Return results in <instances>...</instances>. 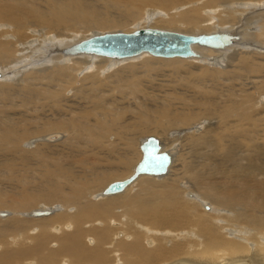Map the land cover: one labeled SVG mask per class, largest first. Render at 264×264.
<instances>
[{"label":"bare ground","instance_id":"1","mask_svg":"<svg viewBox=\"0 0 264 264\" xmlns=\"http://www.w3.org/2000/svg\"><path fill=\"white\" fill-rule=\"evenodd\" d=\"M150 6L170 14V22H162L175 26L171 32L223 33L232 43L222 49L192 45V58L141 53L125 59L68 53L85 39L60 44L70 28L126 26ZM0 22L14 27L0 23V183L21 184L14 193L0 190V206L27 210L50 195L62 200V207L0 211V264H264V117L260 124L261 112L250 108L251 90L264 95V0H0ZM202 24L229 26L201 33ZM137 57L141 62L123 78L111 81L125 66L100 81L102 71ZM222 62L233 70L213 68ZM187 66L196 71H184ZM164 68L180 76V87L158 88ZM84 70L89 72L77 86L75 74ZM218 89L224 93L215 97ZM177 92L199 100L198 107L190 110ZM222 97L226 104L218 107L215 98ZM30 111L37 117L26 115ZM214 114L223 127L191 136L190 157L183 159L188 162L174 172V134ZM47 118L56 120L39 128L18 126ZM148 126L161 130L162 141L129 138L130 132H149ZM41 132H63L54 133L63 141L69 135L67 153L45 160L27 152L21 142ZM148 137L170 155L167 172L139 175L117 194L104 195L105 186L91 196L117 175L129 172L123 181L133 174L138 163L127 170L131 150L137 146L141 159L139 147ZM32 164L37 176L30 179L22 172ZM45 181L52 184L42 194L31 192L39 191L31 188L35 182Z\"/></svg>","mask_w":264,"mask_h":264},{"label":"rangeland","instance_id":"2","mask_svg":"<svg viewBox=\"0 0 264 264\" xmlns=\"http://www.w3.org/2000/svg\"><path fill=\"white\" fill-rule=\"evenodd\" d=\"M42 6L44 8L46 6V4L43 3ZM155 8H158V9H155ZM153 9H155L157 11L156 12H153V14H151L150 16H147L146 11L147 10L153 11ZM173 12H174V14H179L181 11H177V10H174L173 9ZM167 14L170 16V14L168 12H166L161 7H152V6H150V7H145L144 8V11L142 13H140L139 17L135 18L131 22L128 21L126 23V26H117V27H110V28H93V27L92 28H84V27H82V28H70V30L68 31V33H70V34L68 36H66L65 39H73V38H75V39L72 40V41L63 39V40L60 41V44H68V43H71L72 44V42L81 41L83 39L88 38L89 36L92 37L93 34H103V33H106V32H125V33H129V32H132V31H134L136 29L148 28L149 26H151V28L152 27L153 28H160V29H163L164 28V30L170 31L172 28H175V26L173 24H168V23H163L162 22V21H168L169 16L168 17L165 16ZM161 15H163V16H161ZM147 17H150L154 22L151 21V20H149V19H146ZM144 19H145V21H144ZM168 22H170V21H168ZM0 23H2L3 25L7 26L8 28H14L13 25L10 24V23H7V22H0ZM154 23L157 24V25H154ZM206 25H208V24H202L201 25L202 26V29H200L201 30V33H212V32H215V31H220V29L229 26V25H225V26H221V25L206 26ZM203 26H206V27H203ZM44 29L48 33H54V32H50L46 28H44ZM38 30H40V29H38ZM175 32H177V31H175ZM179 33L185 34V32H183V31H181ZM191 34H193V33H191ZM220 52H222V51H220ZM82 57H88V58H92V59H96V60L105 59V58H97V57H89V56H82ZM82 57H78V58H82ZM140 57H137L139 59L134 58L135 61L134 60H130V61L121 60L122 62H120V63H123V64L118 65V66L112 68L109 71L108 70L107 71H102L101 74H100V76H99L100 81L102 79H105V76H106L107 73L113 71L114 69H116L118 67L121 68V67L125 66L123 69L117 70L115 72V74L113 75L111 81L113 82L114 78H123V74L125 72H127L130 67L136 66V64H138V63L141 62L140 60H142V59H140ZM259 58H261V57H259ZM263 58H264V56H263ZM75 59H77V58H75ZM107 60H111V59H107ZM112 61H115V60H112ZM194 61L197 62L198 60H194ZM88 62L90 63L91 61H88ZM209 62L210 63H213L214 61H209ZM255 63L258 64L257 62H255ZM73 64H75V62L70 63L69 66L70 65H73ZM226 64H227L226 62H222V66L221 67H218L219 65L218 66H214V67H213V65H209V67L219 68V70L221 69L224 72H228V71L231 72L233 70V67L230 66V65H228V64H227L228 65V67H227ZM126 65H128V66H126ZM195 68L196 67H193V66L192 67H188L187 66V67L183 68V70L184 71H193V72H195L196 71ZM92 70L96 71V67L93 66V69ZM87 72H89V71L88 70H84V73H81L80 75L75 74L77 76V82H76V85L77 86H80L81 85L80 82L82 80V75L85 74V73H87ZM102 73H104V74H102ZM30 74H32V72H29L27 74V76H29ZM163 74H164V78H159V80L162 82V84L158 87L159 89H161L162 91H166V90H168V89H170L172 87H180L181 86L180 76L173 75L168 68H164V73ZM9 84H11V83H9ZM220 84H221L220 87L223 88V85L224 84L223 83H220ZM226 84H230V83H226ZM69 89H71V88H67V89H65V90L62 91L63 96L66 94V92ZM251 92H254L252 94L251 100H250V108H251V111L254 114H256V115L259 112H261L260 115H258L256 117V119H257V121L260 124H262L261 120L264 117L263 116L264 114H262V113H264V95L261 92L260 93L259 92H255L254 90H251ZM221 93H224V90L218 89L217 90V93L214 94V96L216 97V96L220 95ZM237 93H238V95H243V93L240 92V91H238ZM175 94H180V92H177ZM175 94H172V95H175ZM67 95L68 96H71V92H68ZM115 95L116 96H119L118 94H115ZM164 96H165V94H163V96H161V97H164ZM181 97H182V102L184 104H186V106L190 110H193L196 107H198L199 100L194 99L191 95H189V94H183V95H181ZM215 100L217 102L218 107L221 106V105H225L226 104V100H225L224 97H222V98H215ZM129 103H131V102L130 101H124V102L122 101L120 104H123V106H124V105H128ZM45 109L47 111V114L50 115L51 114V111L49 110V107L48 106H45ZM16 111L19 112V110H16ZM16 111H13V112H16ZM1 115H2V112H1V107H0V116ZM26 115H31V116L32 115H35L37 117L38 114L37 113H32L30 111V113L29 114H26ZM49 115H47V116H49ZM51 117H53V116L51 115ZM182 117H185V116L178 117V120L181 121V118ZM204 119H212L213 121H212V123L209 124L208 121L204 122L203 121ZM204 119H202L200 121L198 120V121H195L194 123H192L190 126H188V128L185 129V133L184 134L183 133L182 134H180V133H175L174 134V136H173V138L175 137L174 138V142L170 145L171 146L170 147L171 150H173V152L175 153L174 160L177 159L175 161V163H174L175 164V167H174V170L175 171L174 172H177V170H179L180 168H182V166H180V164L183 165L185 162H188V161H185L183 159L184 158H187L188 159L190 157V153L188 154V150H187L188 146L187 145L189 144L188 143V139L191 136H194V135H197V134H202L203 132H205L206 130H209L210 127H212V126H214L216 124H219L220 126L223 127V121L219 120L216 117L215 114L212 115V116H208V117H206ZM54 120H56V119H54V118H47L46 120L41 121V122H33L31 124H25V125H18L17 124V125L19 127L39 128V127H41L44 124L53 123ZM198 124H200L201 126H198ZM202 125L205 126L204 127L205 129H203L204 131H202ZM148 129H149V132H140V131L130 132V137L129 138L132 139L134 141V143H135L136 142V139H138V141H139L140 139H143V138H145L147 136H151L152 135V136H156V137L160 138V140L162 141L161 138L163 136L161 135V130L160 129L155 128V127H152V126H148ZM196 130H198V131H196ZM186 131H189V133L186 134ZM54 133H61V134H63V132H46V133H42L41 132L39 134L29 136L28 138H26L25 140H23L21 143H24L23 145H25V146H23V147L29 153H33V152L36 151V153L39 154V156L41 158L45 159V160H51V159H57L58 160V158H59L58 155H57L58 153H60V154L62 152H64L62 154L67 153L66 152V146L67 145H69V146L71 145V138L68 135L66 139L64 137L65 140L63 141L61 135L54 134ZM45 134L48 135V137H47V142L48 143L47 142H44V141H41L42 135L44 137V136H46ZM49 134H52V135H49ZM131 134H133V135H131ZM31 138H34L38 142L37 143L34 142L35 140L34 139H31ZM112 140H113V138H112ZM31 141H33L36 144L34 145L33 143H31ZM48 144H50V145H48ZM136 144H138V142ZM19 149H21L20 146H19ZM138 154H139V151H138V147L136 146L135 148H133L131 150V153L129 155L131 161H130V163L127 166V170L128 171H129V169L131 170L132 167L136 163H138L137 161H138V159H140V154H139V156H138ZM35 166H36L35 164L30 165L29 168L26 171L24 170L22 172V174L23 175L26 174L25 177H28L30 179H32L33 176H37V173H36V170H35V168H36ZM19 168H23V167L20 166ZM14 170H18V168L17 169L15 168ZM123 173L124 174L122 175V177H119L117 175V178L115 180H112L109 183H107L106 185H102L101 187L97 188L92 193L91 196L97 195V192L100 193L105 188V186L107 187L110 183L115 182V181H118V180L124 178L129 172L127 173L125 171ZM148 179H153V178H148ZM9 180L10 181H13V180H16V178L15 179H9ZM17 182H18L17 180L14 183H11L10 182V184L9 183H6V182H1L0 183V190H4L6 193H14L16 191V187L21 186V184H18ZM50 184H52V183L46 182V181L45 182H35L31 186V188H38L39 191H31V192L38 196V195L42 194L44 192V190L47 188V186L50 185ZM89 191H93V189H90ZM26 196H28V195H26ZM19 198H17V199H19ZM53 198L54 197L50 195L46 199H44L43 201H40V199H38V202L33 207H31V208H29L27 210L26 209H21L23 207V205L17 206L16 207L17 208V213H20L21 210H23L24 212H29V211H32L34 209H37L38 206H52V207H56V206L59 207L60 206V207H62V205H61V203H62L61 201L62 200H60L58 198H56V200H53ZM17 199H11V200L9 199V200L6 201V203L7 202H10V201H13V200H17ZM11 206L12 205H10V204H4V205L0 206V211L10 212L9 210H6V209H10V208L16 209V208H14L15 206L14 207H11ZM61 211H60V213H61ZM16 216H18V215L16 214ZM51 217H53V216H51ZM16 218H18V217H16ZM18 219H20V218H18ZM111 227H112V225H111ZM227 236L228 237H231L230 234L227 235ZM147 248H148V246H147ZM175 260L177 261V259H174L173 258L169 262L172 263V261L174 262Z\"/></svg>","mask_w":264,"mask_h":264},{"label":"water","instance_id":"3","mask_svg":"<svg viewBox=\"0 0 264 264\" xmlns=\"http://www.w3.org/2000/svg\"><path fill=\"white\" fill-rule=\"evenodd\" d=\"M232 36L223 33L185 35L160 29L144 28L132 32H106L79 42L68 50L71 55L92 54L102 57L125 59L147 53L159 58L197 57L192 45L212 49H222L232 43ZM141 159L133 174L123 181L110 183L103 191L104 195H113L123 191L139 175L160 176L167 172L171 157L160 152L159 142L154 137L145 139L140 147ZM37 216L47 214L35 212Z\"/></svg>","mask_w":264,"mask_h":264}]
</instances>
